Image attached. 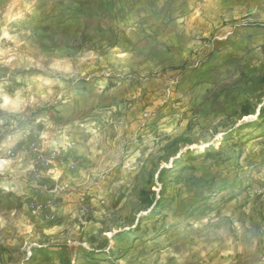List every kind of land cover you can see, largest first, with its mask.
Segmentation results:
<instances>
[{"label": "rangeland", "instance_id": "obj_1", "mask_svg": "<svg viewBox=\"0 0 264 264\" xmlns=\"http://www.w3.org/2000/svg\"><path fill=\"white\" fill-rule=\"evenodd\" d=\"M235 29L259 34L215 46ZM262 31L264 0H0V233L23 218L63 264H264Z\"/></svg>", "mask_w": 264, "mask_h": 264}, {"label": "crops", "instance_id": "obj_2", "mask_svg": "<svg viewBox=\"0 0 264 264\" xmlns=\"http://www.w3.org/2000/svg\"><path fill=\"white\" fill-rule=\"evenodd\" d=\"M164 27L165 26L162 22H157L155 25L151 26L149 30H147L150 31L151 35L156 37L155 42H157V44H159V42L166 44L171 43V41H169V35L171 33L167 28H165L164 31ZM238 31L245 37L243 40L245 45L255 42V39L259 34L256 31L250 29H241V31L237 29L219 31V38L217 35L214 37L215 46H217V42H220L224 45L233 44L238 39L236 38L238 36ZM259 36H261V39L264 41V31H262V34ZM177 43L182 44L179 41H177ZM23 222V218L20 217L11 219L9 222H7V229L0 233V264H63L62 260L58 257L59 251L57 250H60V248L58 249L57 247H49L47 249L44 246L42 249H33V251L31 250L32 255H28L29 248H27L25 245V238L19 240V236H17L15 233L16 228H22ZM29 224L30 223L27 221L26 225L24 226L28 228ZM49 230L51 231L52 229ZM49 230H44V232L48 233ZM79 261L82 262V264H119L112 262L108 255H105V257H100L98 255L91 257L86 256L85 259L78 260L77 263H80Z\"/></svg>", "mask_w": 264, "mask_h": 264}, {"label": "built area", "instance_id": "obj_3", "mask_svg": "<svg viewBox=\"0 0 264 264\" xmlns=\"http://www.w3.org/2000/svg\"><path fill=\"white\" fill-rule=\"evenodd\" d=\"M55 155H56V153H52V154H51L52 157H55ZM31 208H32L33 210L41 211V210L44 209V206H43V205H39V204H37V203H32ZM28 255L31 256V255H32V252L29 251V252H28Z\"/></svg>", "mask_w": 264, "mask_h": 264}]
</instances>
